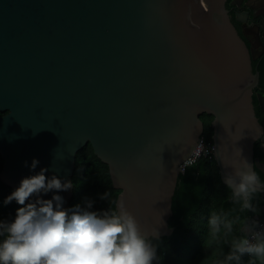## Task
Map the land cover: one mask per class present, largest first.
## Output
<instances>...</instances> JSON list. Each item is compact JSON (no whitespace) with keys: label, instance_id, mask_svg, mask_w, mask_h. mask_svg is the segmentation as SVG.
Listing matches in <instances>:
<instances>
[{"label":"water","instance_id":"95a60500","mask_svg":"<svg viewBox=\"0 0 264 264\" xmlns=\"http://www.w3.org/2000/svg\"><path fill=\"white\" fill-rule=\"evenodd\" d=\"M226 2L0 0V179L44 229L71 211L76 154L91 142L121 189L123 229L150 251L148 239L174 231L173 197L203 113L214 116L223 182L245 198V186L264 193L260 77Z\"/></svg>","mask_w":264,"mask_h":264},{"label":"trees","instance_id":"16d2710c","mask_svg":"<svg viewBox=\"0 0 264 264\" xmlns=\"http://www.w3.org/2000/svg\"><path fill=\"white\" fill-rule=\"evenodd\" d=\"M200 118L202 138L213 148L214 116ZM3 164L0 153V172ZM72 180L71 211L48 231L32 204L0 179V264H264V231L252 248L245 232L264 222V193L245 186L247 198L235 194L213 151L184 164L169 219L174 231L148 239L143 253L136 244L146 239L123 229L116 208L121 189L91 142L77 152Z\"/></svg>","mask_w":264,"mask_h":264},{"label":"flooded vegetation","instance_id":"af4514ba","mask_svg":"<svg viewBox=\"0 0 264 264\" xmlns=\"http://www.w3.org/2000/svg\"><path fill=\"white\" fill-rule=\"evenodd\" d=\"M226 7L239 34L250 48L253 70L260 77L254 89L253 101L256 114L264 124V110L261 104V98L264 101V0H227ZM261 145L262 141L258 140L254 156L264 162Z\"/></svg>","mask_w":264,"mask_h":264},{"label":"built area","instance_id":"2783aa9c","mask_svg":"<svg viewBox=\"0 0 264 264\" xmlns=\"http://www.w3.org/2000/svg\"><path fill=\"white\" fill-rule=\"evenodd\" d=\"M211 151H213V148H211L202 138L197 150L185 163L190 162L191 160L193 161V159L194 160L197 159L202 154H211ZM263 231H264V222H262L259 227L254 228L252 230L251 234H249V236L246 239V244L249 248H252L256 245L257 238L260 234L263 233Z\"/></svg>","mask_w":264,"mask_h":264},{"label":"clouds","instance_id":"9594fccd","mask_svg":"<svg viewBox=\"0 0 264 264\" xmlns=\"http://www.w3.org/2000/svg\"><path fill=\"white\" fill-rule=\"evenodd\" d=\"M251 232H252V230H251ZM251 234V233H250Z\"/></svg>","mask_w":264,"mask_h":264},{"label":"rangeland","instance_id":"374dc122","mask_svg":"<svg viewBox=\"0 0 264 264\" xmlns=\"http://www.w3.org/2000/svg\"><path fill=\"white\" fill-rule=\"evenodd\" d=\"M193 160H194V159H193ZM191 161H192V160H191ZM191 161H190V162H191Z\"/></svg>","mask_w":264,"mask_h":264}]
</instances>
